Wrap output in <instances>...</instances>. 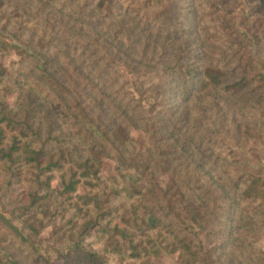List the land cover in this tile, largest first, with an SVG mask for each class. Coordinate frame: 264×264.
Instances as JSON below:
<instances>
[{
	"label": "trees",
	"instance_id": "1",
	"mask_svg": "<svg viewBox=\"0 0 264 264\" xmlns=\"http://www.w3.org/2000/svg\"><path fill=\"white\" fill-rule=\"evenodd\" d=\"M123 19L135 22L119 35ZM11 23L22 42L16 46L6 42L10 33L3 36ZM24 35L37 37L36 44ZM254 39L238 29L221 0H0V82L15 96L0 102V124L16 133L0 146V161L8 185L20 166L35 168L26 212L46 198L52 173L61 178V188L48 195L51 217L64 218L68 208V221L77 225V241L61 254L62 264H103L90 239L126 260L154 254V242L135 241L128 229L171 239L192 264H214L216 252L228 248L231 255L233 245L245 253L237 264H264V216L253 214L260 180L232 171L222 144L234 139L237 121L264 120V92L258 93L264 91V36ZM249 48L254 52L246 57ZM12 54L13 69L7 65ZM129 74L144 91L154 83L158 97L149 112L126 90ZM126 107L137 110L136 119ZM226 124L231 133L223 136ZM136 130L144 134L142 152L131 137ZM171 156L179 166L193 165L191 188L183 174L164 187L156 181ZM103 160L113 162L116 175L102 170ZM80 179L89 194L78 208L67 193ZM201 179L205 189L196 201ZM22 232L19 239L29 243Z\"/></svg>",
	"mask_w": 264,
	"mask_h": 264
},
{
	"label": "rangeland",
	"instance_id": "2",
	"mask_svg": "<svg viewBox=\"0 0 264 264\" xmlns=\"http://www.w3.org/2000/svg\"><path fill=\"white\" fill-rule=\"evenodd\" d=\"M223 7L228 10L230 16L235 21V25L245 35L255 41V37L264 36V0H221ZM124 23H119L122 26L123 31L119 35L125 33L129 27L131 28L135 20H125ZM12 23L5 27L3 30L4 38H9V33L12 35L11 40L6 41L8 44L22 43L16 39L14 35V29H12ZM206 27L209 26L206 24ZM137 29L134 30L133 35L137 33ZM145 36V35H144ZM30 39L32 44L35 45V37H29L24 35L22 40L26 41ZM263 44V43H262ZM264 49V46L261 45ZM22 49V48H21ZM256 50V49H255ZM254 48H249L244 52L246 57L252 55ZM16 57H8L7 65L12 69L16 67ZM128 64V63H127ZM126 90L133 94L137 104L143 107V111L149 112L151 105H154L157 101L158 91L154 89V83L147 85L145 91L140 86V80L134 75L129 74L127 77ZM8 91H7V90ZM13 89L7 86L4 82H0V102H12L15 100ZM264 91L258 92L262 94ZM264 98V95H260ZM106 106V104H104ZM188 108L192 109L193 106L187 105ZM204 107V106H203ZM127 108V107H126ZM187 108V110H188ZM136 111H130L126 109V114L133 115L136 119ZM148 116V114H146ZM250 121V122H249ZM246 123L237 121L236 124L239 126V131L234 136L233 140L226 139L223 143L219 142L218 146L222 143L230 152V157L226 161L232 168V171L240 170L251 173L258 178L256 189L259 195V200L254 204V216H264V120L261 123H257L256 118L249 120ZM247 124V125H246ZM231 128L228 124L220 127V133L225 132L231 133ZM16 136V133H12L8 130L5 125L0 124V146H8L11 144L12 138ZM131 137L134 139L137 148L140 152L144 151L146 143L144 141V134L140 130H136L131 133ZM134 143V144H135ZM223 146V145H222ZM176 156L169 158L170 168L166 172H162L156 175V181L160 186L164 187L168 181L174 176H181L189 180L186 184L188 188L192 187V180L194 178L193 165L188 163L185 166H179V161L175 159ZM156 165V162H153ZM102 170L110 176L116 175L114 171V164L110 160H103L101 163ZM152 168V167H151ZM160 169V168H159ZM154 171V168L151 169ZM182 172V173H181ZM17 178L14 184H6L7 172L5 170L4 162L0 161V258H4V261L15 262L16 264H62L61 254H66L69 251V247L77 241L75 235V228L68 217L70 213L66 208L65 217L62 218V213L58 214L57 217H51V201L48 195L53 194L54 188H61V178L55 172L52 173V180L50 186L47 188V196L45 199L37 203L38 207H35L36 211L26 212L24 207L29 203V188L33 186V176L36 174L34 167L20 166L16 170ZM79 174V172L77 173ZM47 173H43L42 178L47 176ZM79 176V175H78ZM149 172L144 174L142 181L139 186L142 188L148 187ZM65 179H68V173H65ZM203 180L197 183V187L200 190L194 191V197L196 201L202 199V193L204 187H201ZM76 191L73 193H67L72 198V204H77L78 208H81L82 198L89 194V187L84 183L83 179H80L79 184L75 186ZM132 204H136V197H132ZM119 204L122 206L123 211L129 210L130 205L120 201ZM86 209H82V215L77 217L78 224H81V217ZM117 221H114V224ZM41 224L45 226L41 229ZM29 226H32L37 230L33 233ZM119 226H124L119 223ZM22 232L25 237H29L30 242L24 243L18 237V233ZM128 231L134 236L135 241L151 240L154 242L156 250L151 256L142 259L140 261L126 260L114 256L110 248L106 247L104 242L94 241L90 239L88 243H91V250L98 251L99 257L103 264H192L189 262L183 252L173 244L171 239L159 242L157 239L156 232H150L147 237H140L131 229ZM209 245L210 247L217 244L215 241ZM259 246L264 251V236L259 239ZM225 248L224 253L220 251L216 252L218 260L214 264H228V260L232 264L240 262L242 256L245 253L242 250H238L234 245L231 246L232 254L229 255ZM0 260V264L4 262Z\"/></svg>",
	"mask_w": 264,
	"mask_h": 264
}]
</instances>
